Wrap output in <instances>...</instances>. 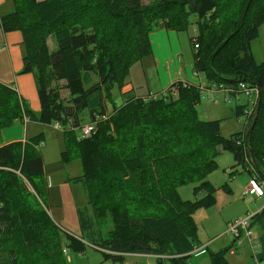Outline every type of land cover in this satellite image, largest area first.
<instances>
[{
    "label": "trees",
    "instance_id": "1",
    "mask_svg": "<svg viewBox=\"0 0 264 264\" xmlns=\"http://www.w3.org/2000/svg\"><path fill=\"white\" fill-rule=\"evenodd\" d=\"M6 1L12 8L0 15V29L20 34L19 73L32 74L40 109L33 113L15 89L0 83V129L24 118L41 125L57 122L63 129L62 160L68 165L77 158L82 168L68 181L86 194L77 210L81 234H67L66 245L81 252L85 240L114 261L147 254L157 256L158 264L160 256L169 264H188L201 246L192 214L215 202L206 176L218 148L233 153L234 166L264 180V60L257 62L250 47L264 23V0ZM189 25L197 31L190 38L196 75L217 87L244 82L258 88V115L247 138L244 131L225 138L219 120L199 119L201 84L175 82L155 99L111 100L113 88L127 83L131 66L151 53L149 34L186 31ZM54 81L64 83L66 99ZM106 100L113 107L109 114ZM247 108L236 105L234 113L243 115ZM85 118L95 130L77 139L74 131ZM39 140L36 135L0 147V264H64L59 228L39 193ZM247 146L253 169L245 161ZM186 183H198L194 195L205 196L181 199L177 188ZM107 220L111 228L103 233ZM250 224L264 229V208ZM233 246L209 252L210 263L227 264L225 254Z\"/></svg>",
    "mask_w": 264,
    "mask_h": 264
},
{
    "label": "rangeland",
    "instance_id": "2",
    "mask_svg": "<svg viewBox=\"0 0 264 264\" xmlns=\"http://www.w3.org/2000/svg\"><path fill=\"white\" fill-rule=\"evenodd\" d=\"M141 1L144 4H148L154 0ZM11 8L12 3L10 1H6L3 4H0V13L6 14L11 11ZM196 32L197 31L194 25H189L186 31L181 30L179 32H176L177 38L175 42H181V44H183L184 46V51L186 52L185 54L190 55L191 57L194 51L193 45L195 47V44L191 42L190 38ZM51 43H49L48 41V47L50 49H54L56 44L53 40ZM250 47L254 59L257 62L263 61L264 23L261 24V26L258 28V37L250 43ZM6 54V44L4 42H0V57L4 56V61H0V76L2 77V75H5L6 73L4 79H6L7 76H10V74L8 73H12L11 65L7 61ZM140 62L141 61L131 66L129 74L132 77L134 93L136 95L146 96L141 97L143 100L155 99L162 96L163 93L169 88V86L175 82H181L183 83V86L187 84V82L178 80H175L170 84H166V81L163 80L162 85L164 87L163 90L165 91L160 93L162 90L155 80L153 73L148 71L146 65H143L144 68L143 71H141ZM190 65V73L192 74V62ZM160 70L162 72V76H164V72H166L165 66H162ZM198 77L202 82L201 85H203L204 87L201 89L200 98L196 105L199 119L203 121L219 120L220 134L225 138L230 137V135L234 133L242 132L243 130L246 134V131L250 126L249 124L252 122V120H248L244 128V116L241 118L240 115V118L238 120V117L233 111L236 104H245L248 108L251 107V103L249 104V101H251V99L241 93L237 95L236 99L231 97L230 99L227 98L226 100L221 94H217L216 96H214V92L212 89H210L211 87L207 85L208 82L205 81L204 76L199 75ZM96 79L97 77L93 75L92 80L96 81ZM54 82H52L51 85H53ZM192 82L198 83L199 79L193 77ZM55 83H57L58 87L59 85H62V87L59 88L60 94L62 98L66 99L68 97V93L66 89L63 88L64 83H61L59 81ZM198 85H200V83ZM125 86L126 84L121 88V90L113 88V90L111 91V100L114 103L118 102L119 104L122 100H125V98H122L123 95H126L128 93V91L123 92V88ZM215 87L217 86L215 85ZM214 90H216V88ZM130 92L131 91H129V93ZM26 103L28 104L30 109H33V104L29 99L26 100ZM257 104L258 97L256 106ZM104 106L106 114L112 112L113 107L110 101L106 100L104 102ZM255 111L256 108L254 110V113ZM81 116H83V118L87 117L86 111H83L81 113ZM250 119H253V116ZM88 121L89 120L85 118L84 120H82L81 125ZM62 130V128H54L52 125H37L33 122H30L27 125L26 133H28L27 135L29 136L38 134L42 139V144L38 145V151L43 165V174L38 182L39 193L44 201L45 210L48 216L59 228V235L61 237L60 245L61 248L64 247L65 249H63L64 264H158L157 256L147 254H130L129 256H124L122 260L114 261L112 257L105 255L103 251L98 249V247L89 244L85 240L82 241L84 244V248L81 252H76L66 245L65 236L67 234L74 237H77V235L81 234L78 223L77 210L80 207L82 208L83 204H85L86 194L84 193L80 184H75L68 181V179L80 176L82 173V168L77 158L73 159L68 165L63 162L61 157V151L63 150ZM74 133L77 139L80 138V127L75 129ZM218 149L219 153L215 158L216 165L213 170L207 173L206 176L207 181H209V183L215 188V191L217 189L220 190L217 207L216 205H214V202L212 206H208L207 208H199L194 212L197 225L196 244L204 247L206 252L197 255L192 254L186 259V262L188 264H211L209 259V252H216L220 249H223L228 243V238L230 235L224 233L216 236L218 233L217 231L223 229L224 227V219H226L227 216H233V219H235L236 217H244V215L246 216V211L255 212L264 202L263 197L262 199L257 201L255 205H252V202L250 203L249 199L244 200V198L242 199L241 197H238L240 192L248 184V181L251 177L247 169H244L243 166H234L235 160L232 152L224 151L220 147ZM248 161L251 163L250 158L248 159ZM197 185L198 183H186L179 186L177 188V191L180 198L189 201L198 199L197 197L202 191L194 195L193 188ZM223 187L231 188L233 192L229 194L223 190ZM251 206L253 208H250ZM257 206L258 208H256ZM222 209H224L223 212ZM252 227L253 232H258L261 230L259 229V226L257 224H253ZM110 228L111 225L108 220L104 222L103 225L101 224L103 233L109 232ZM237 244L238 243L235 244L236 246L231 247V249L234 251L233 254H230L229 252L225 254L227 264H255L254 255L253 252H251V246L247 238L243 236L242 245ZM255 250L259 251V244L257 243L255 246ZM160 258V264H169L168 260H166L165 257L160 256Z\"/></svg>",
    "mask_w": 264,
    "mask_h": 264
},
{
    "label": "crops",
    "instance_id": "3",
    "mask_svg": "<svg viewBox=\"0 0 264 264\" xmlns=\"http://www.w3.org/2000/svg\"><path fill=\"white\" fill-rule=\"evenodd\" d=\"M0 1H1L0 4H3L4 2H6L5 0H0ZM3 14L0 13V15H3ZM0 38H1L0 42H4L6 44V53H7L6 58H7L8 63L11 65V72H12V73H8V74H10V76L9 77L7 76L6 79H4V77L6 76V73H5V75H2V77L0 76V83L5 84V85L15 89L17 94L25 102H26V100L29 99L30 102L33 104V109H30V108L29 109L33 113L37 114L39 112L40 105H39V101H38V97H37V93H36L34 78H33L32 74H21V73H19L21 68H22V61H21L22 48L20 46V40H21L20 34L18 32L3 33L1 31L0 32ZM176 38H177V34L175 31L160 29V30L152 32L151 34H149L151 53L148 56L144 57L143 60L141 59V62H140L141 63L140 64L141 71H143V68L146 65L148 71L153 73L155 80L157 81L158 85L160 86V88L162 90L160 93L165 91V90H163L164 87L162 85L163 80L166 81V84H170L171 82H173L175 80L184 81V82L195 84V85L202 83L200 81V78L198 76H196V74L194 73L193 57L185 54L186 52L184 51L183 44H181V42L176 43L175 42ZM49 43H51V41H49ZM0 61H4V56L0 57ZM191 62H192V74L190 73ZM162 66H165V68H166V72H164V76H162V72L160 70ZM144 73H145V70H144ZM193 77L198 78L199 82L198 83L192 82ZM9 82H11V83H9ZM207 85L209 87H211L210 89L213 90L214 96H216L217 94H221V95H223L224 99L230 98L227 96V94L224 91L218 90V87H215L214 84L207 83ZM224 86H227V85H224ZM215 88H216V90H214ZM133 89H134V86L132 83V77L129 74L126 86L123 88V92L128 91V93L126 95H123L122 98L126 99L128 97H146L144 95H136L134 93ZM129 91H131V92L129 93ZM148 94H150V93H148ZM234 98L236 99L237 97H234ZM237 117L239 120L240 116H237ZM29 123L30 122H27V119L24 118V121L22 124L17 123L14 126H10L7 128L0 129V147L7 145V144H10V143H13V142H23L24 143L27 139L38 135L35 133H33V134H35L33 136L27 135L28 134V133H26L27 132V125ZM33 123L37 124V125H41V124L36 123V122H33ZM244 127H245V123H244ZM41 144H42V140H39L38 145H41ZM249 175L251 178L249 179L246 187L240 192L238 197H241L242 199L244 198V200L249 199L250 203L252 202V205L253 204L255 205L256 202L259 201L260 199H262L264 196L257 197V196H253V195H249V194L245 193L246 189L249 186L250 180L253 178V176L250 173H249ZM223 190L229 194H231L233 192L232 189L228 188V187H223ZM219 191L220 190H218V189L215 191V204L214 205H216V207L218 204V196L220 195ZM204 193H203V191L200 192L199 196L197 195L198 196L197 198L201 199L200 197L204 196ZM247 197H249V198H247ZM263 206H264V202L260 205V208L257 211H255V212L246 211V215L248 213H249V215H254L255 213L259 212L263 208ZM250 208H253V207L251 206ZM256 208H258V206ZM223 210L224 209H222V212H223ZM242 217H236L235 219H233L234 218L233 216H227L226 219H224L223 229L218 230L217 231L218 233L216 236H218L220 234H224V233L226 234L227 224L233 220H236V219H239ZM192 218L196 224L195 213L192 214ZM250 223H251V221H250ZM252 226L253 225H249V230L251 231V236H253V240H251L250 242H249V239H247V240H248L251 247L252 246L255 247L256 243L259 244V251L258 250L253 251L251 248V252L253 251V255H254V263L255 264H264V231H261L264 229H261L258 232L257 231L253 232ZM233 244H235L234 240L231 236H229L228 243H227L226 247L227 246H233ZM241 245H242V242H241ZM200 248L205 249L204 247L200 246L199 248H196L194 250H197ZM229 253L233 254L234 251L230 248ZM199 254H201V253H199ZM195 255H197V254H195ZM124 256H127V255H124Z\"/></svg>",
    "mask_w": 264,
    "mask_h": 264
},
{
    "label": "built area",
    "instance_id": "4",
    "mask_svg": "<svg viewBox=\"0 0 264 264\" xmlns=\"http://www.w3.org/2000/svg\"><path fill=\"white\" fill-rule=\"evenodd\" d=\"M195 47H196V45H195ZM218 90H222L226 94H228V92H233V93L239 92V93H241V94H243V95H245L251 99V101H249V104L251 103L250 104L251 107L244 110L243 115L241 116V118L244 116V119H245L244 123L247 124L248 120L254 114V110H255L256 102H257V97L259 94L258 88L256 86H249L244 82H239V83H237L236 86H224V85L222 86V85H220V86H218ZM52 126L54 128L60 129V125L57 122L53 123ZM79 127L81 130V137L80 138L89 137L95 130V125L93 122L85 123ZM245 161L248 163L249 167H251L253 169L252 164L248 161L247 158H245ZM245 193L249 194V195L257 196V197L264 196V180H258L257 178L253 177L250 180L249 186L246 189ZM263 208H264V206H263ZM252 216L253 215L247 214L246 216L239 218V219H236V220H233L227 224L226 234L230 235L233 238L235 244L236 243H238L237 245L241 244L243 236L245 238L249 239V242L251 240H253V236H251V231L249 230V225H250V221H251ZM251 248L253 251H255L254 246H252ZM192 253L193 254L204 253V249L200 248V249L194 250ZM118 264H122V263H118Z\"/></svg>",
    "mask_w": 264,
    "mask_h": 264
},
{
    "label": "water",
    "instance_id": "5",
    "mask_svg": "<svg viewBox=\"0 0 264 264\" xmlns=\"http://www.w3.org/2000/svg\"><path fill=\"white\" fill-rule=\"evenodd\" d=\"M257 115H258V107L256 108V111H255V113L253 115L252 122H251L249 128L246 131L245 138H247L249 136V134L251 133V131H252L253 127H254V124L256 122ZM247 150H248V153H249V156H250V159H251V164L253 165V167H256V162H255V160L253 158V155H252V152H251V150H250V148L248 146H247Z\"/></svg>",
    "mask_w": 264,
    "mask_h": 264
}]
</instances>
